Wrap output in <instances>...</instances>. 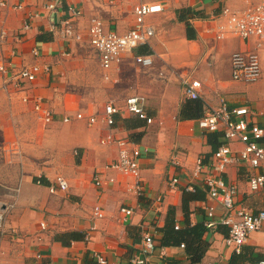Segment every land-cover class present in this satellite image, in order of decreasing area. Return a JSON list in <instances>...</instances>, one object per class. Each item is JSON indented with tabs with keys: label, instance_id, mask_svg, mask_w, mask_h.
<instances>
[{
	"label": "crops",
	"instance_id": "0c3cea01",
	"mask_svg": "<svg viewBox=\"0 0 264 264\" xmlns=\"http://www.w3.org/2000/svg\"><path fill=\"white\" fill-rule=\"evenodd\" d=\"M9 2L22 8L0 9V35L2 30L9 34L4 44L0 41V59L9 61V73L0 75V203L7 211L0 233V264H98L97 255L109 262L130 264L132 257L141 255L147 234L156 247L146 264H192L185 247H162L160 242V229L171 208L176 210V225L185 226L184 192L192 185L203 190L204 198L189 202L188 220L191 226L208 227L204 239L209 243L204 257L195 264H232L239 254L225 244L229 232L221 222L225 210L209 197L203 180L192 182L198 160L211 163L225 142L223 132L204 131L199 119L184 118L189 99L180 77L192 74L201 82L204 116L226 101L232 108H247L248 120L264 129V46L257 38H219L229 17L225 10L242 13L264 0H62L55 11L47 8L54 0ZM142 2L163 5L161 13L146 18L155 36L148 46L124 54L112 69H103L97 52L87 43L93 21H101L106 32L124 35L134 28V10ZM70 4L82 11L81 17L70 16ZM29 16L33 18L31 28L23 33ZM69 20L73 35L67 34L65 22ZM23 35L18 43V36ZM76 35H84L85 42L76 41ZM84 44L95 52L102 79L116 95L84 96L86 92L78 89L85 78L79 68L88 57ZM248 51L259 55L262 66V77L254 84L232 78V55ZM148 53L153 56L152 66L135 62L136 56ZM33 66L41 70L34 82H14L21 69ZM133 96L145 98V113L152 124L126 111V100ZM105 100V104L100 102ZM39 101L54 113L52 123L47 124L34 109ZM108 104L121 109L109 128L103 121ZM74 109L76 114L93 115L98 121L94 125L65 123L64 118ZM27 123L37 128L29 130ZM50 126L54 129L46 131ZM117 140L141 151L145 187L141 197L130 190L134 178L107 170L119 159ZM230 145L237 153L244 148L238 141ZM46 148L55 157L50 162L41 161ZM256 174L264 175V165L254 169L241 163L227 168V183L238 190L234 210L255 214L264 210V190L254 192L249 183ZM59 175L67 180L69 190L52 193L50 187ZM96 175H101L102 186L94 183ZM176 178L179 184L172 188ZM97 207L101 218L94 216ZM124 207L134 209L127 220L121 213ZM211 207L215 208L213 215ZM242 253L244 260L236 264L264 260V230L252 234Z\"/></svg>",
	"mask_w": 264,
	"mask_h": 264
},
{
	"label": "built area",
	"instance_id": "2783aa9c",
	"mask_svg": "<svg viewBox=\"0 0 264 264\" xmlns=\"http://www.w3.org/2000/svg\"><path fill=\"white\" fill-rule=\"evenodd\" d=\"M55 2L47 6L49 10L55 11L62 0H54ZM12 8L14 10L21 9L20 5L11 6L9 0H0V9ZM69 14L72 18L81 17L82 11L74 4L69 5ZM164 10L161 3H140L135 7L136 22L133 29L124 35H118L112 31H105L104 24L99 20H94L89 29L88 45L97 52L101 67L110 70L119 63L121 57L126 53H134L138 48L148 46L155 36L154 29L147 24L146 18L153 14L161 13ZM224 15L228 17L227 24L222 29L219 38H225L227 35H233L242 40L257 38L260 46H264V4L250 8L242 13L230 14L228 10L224 11ZM33 18L29 16L23 26V33L31 28ZM69 28L68 35H73L71 20L65 22ZM22 33V34H23ZM5 30L1 31L0 41L8 38ZM23 36H18V43H22ZM75 40L85 42L84 35H76ZM13 55H16L13 52ZM12 55V57H13ZM135 62L143 67L153 65V56L148 53L146 55H138ZM9 61L1 56L0 59V75H7ZM232 78L234 81L246 84L257 83L262 77V66L259 55L255 52H237L232 55ZM40 67L33 66L31 68L21 69L14 77L16 84L25 82H34L39 73ZM180 82L184 90V96L189 100H200L201 82L192 74H186L180 77ZM6 83H9L6 81ZM27 101V100H25ZM145 98L141 96H133L126 100L125 109L130 114L146 121L148 124L153 123V119L145 113ZM34 109L43 115L47 124L55 120L52 111L45 108L41 101L36 102ZM121 109L114 104H108L105 107L103 121L108 128L115 125V117L120 114ZM250 111L247 108H232L226 101H221L220 105L209 110L205 116L198 120L199 127L204 131L223 132L225 142L214 153L211 163L204 165L198 160L195 171L192 174L193 183L203 180L208 188V195L211 199L219 202L225 210V216L222 224L229 228L225 244L234 249L237 254H241L244 246L249 242L252 234L264 230V210L258 213H252L247 209L234 210L235 197L238 193L236 186L227 183L225 178L226 170L233 164L246 163L250 167L257 169L264 165V129L258 125L252 124L248 120ZM65 123L72 121H87L89 125H94L98 118L95 116H86L83 113H77L73 117H65ZM238 141L244 145L243 150L239 153L235 152L230 142ZM108 141H104V144ZM115 143L120 147L119 159L107 166V170L118 171L119 173L134 178L133 187L130 188L137 196L145 193L144 182L140 172V155L141 151L137 146L127 143L125 140H117ZM132 145V146H131ZM209 169V170H208ZM115 181V180H114ZM38 183H41L39 181ZM50 187L52 193L67 192L69 186L67 180L63 176H57ZM94 183L99 187L102 186L103 179L101 175H96ZM250 187L252 191L259 192L264 190V175L256 174L250 178ZM179 179L172 181V188H176ZM189 191L195 192L192 185ZM210 215H213L215 208L211 207ZM121 213L125 220L134 214L132 208H122ZM7 211L0 203V233L4 232ZM94 216L101 218L102 211L99 207L95 209ZM210 226V225H209ZM44 227V226H43ZM176 229H179L176 226ZM143 249L141 255H135L131 258L130 264H146L148 256L155 250V241L151 235H145L143 241ZM182 247H185L182 245ZM98 264H120L118 262H109L101 255H97ZM257 264H264V260Z\"/></svg>",
	"mask_w": 264,
	"mask_h": 264
},
{
	"label": "trees",
	"instance_id": "16d2710c",
	"mask_svg": "<svg viewBox=\"0 0 264 264\" xmlns=\"http://www.w3.org/2000/svg\"><path fill=\"white\" fill-rule=\"evenodd\" d=\"M184 118L200 119L204 116V107L201 100H188L184 106ZM128 127H132L130 124ZM133 126H136L134 124ZM183 211L186 217V224L183 228L176 229V210L171 208L166 218L165 226L160 229L162 232V247H176L184 245L191 259L192 264L198 263L204 257L209 248V243L204 239L207 228L204 224L191 226L189 223V202L193 200L203 199V190L195 186V192H184ZM243 253L235 255L232 264H236L244 260ZM261 261V260H260ZM259 262V261H258ZM257 262V263H258Z\"/></svg>",
	"mask_w": 264,
	"mask_h": 264
},
{
	"label": "rangeland",
	"instance_id": "374dc122",
	"mask_svg": "<svg viewBox=\"0 0 264 264\" xmlns=\"http://www.w3.org/2000/svg\"><path fill=\"white\" fill-rule=\"evenodd\" d=\"M84 45L86 47H88L86 44H84ZM86 47H83V50L84 51L86 50L85 52L88 51L87 52L88 57L85 59V61L82 62L84 64V67H82L81 69L79 68V70L82 72V74H84V77H85V78L80 80L81 82H84V85L78 86V89L80 91H83L84 93L86 92L84 94V96L87 93H93L95 95V97H97V96L103 97L104 95H108L109 93H114V95H116L115 92L113 91V88L110 85V83H108L102 79L101 71H100V67H99V62L97 60L95 52L92 49H90L89 47L88 48H86ZM88 82H90V83H88ZM180 85H181V82H180ZM68 86H70V84H68ZM68 88H70V89H68V91L70 90L71 93L76 92V89H74V87H68ZM88 88H90L89 91H87ZM100 102L105 104L108 101L105 100V101H100ZM74 111L72 114H69L68 116L74 117L76 115L77 110L74 109ZM58 115L60 116L61 114H58ZM73 123H74V121H73ZM27 127H28L27 129H29V130H33L32 128H37L36 124H30V126H29L28 123H27ZM86 128H88V127H86ZM52 129H54V128H52V126H50V127H47L46 131H49ZM44 147H46V146H44ZM76 149H79V148H76ZM45 151L47 153L44 154V156L41 158V161L42 162H50V161L54 160L55 157L51 155V153H50L51 151H49V148H46ZM79 158L80 157H78V159ZM47 165H50V164H47Z\"/></svg>",
	"mask_w": 264,
	"mask_h": 264
}]
</instances>
